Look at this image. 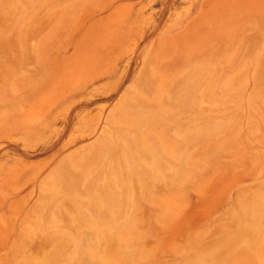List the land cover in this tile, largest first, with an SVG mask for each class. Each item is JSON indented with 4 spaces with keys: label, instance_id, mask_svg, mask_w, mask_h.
<instances>
[{
    "label": "rangeland",
    "instance_id": "rangeland-1",
    "mask_svg": "<svg viewBox=\"0 0 264 264\" xmlns=\"http://www.w3.org/2000/svg\"><path fill=\"white\" fill-rule=\"evenodd\" d=\"M0 264H264V0H0Z\"/></svg>",
    "mask_w": 264,
    "mask_h": 264
}]
</instances>
